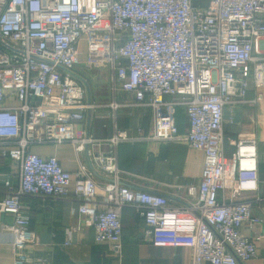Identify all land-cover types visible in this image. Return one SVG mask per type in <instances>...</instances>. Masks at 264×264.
Instances as JSON below:
<instances>
[{
    "label": "built area",
    "instance_id": "2783aa9c",
    "mask_svg": "<svg viewBox=\"0 0 264 264\" xmlns=\"http://www.w3.org/2000/svg\"><path fill=\"white\" fill-rule=\"evenodd\" d=\"M197 1L0 0V146L19 168L18 181L0 199V211L13 216L4 226L12 234L13 264H46L28 254L39 236L30 228L24 196L75 201L70 212L86 215L94 240L118 252L122 209L129 206L143 217L146 240L190 248L192 264H237L257 255L254 241L261 235L244 234L241 225L264 222L251 208L260 198L248 194L258 188V140L239 137L231 155H224L223 119L226 105L247 100L250 85V101L262 97L264 0ZM99 21L110 38L123 33L110 49L112 58L123 60L113 58L114 74L137 101L148 95V137L204 152L201 178L186 186V202L169 204L160 191L121 181L117 146L134 139L126 128L104 138L75 132L93 106L84 102L83 85L72 72L76 45ZM174 95L186 109L187 132L180 131L175 101L167 98ZM13 99L17 104L7 103ZM38 143L71 144L77 167L70 171L57 156L33 152ZM226 190L230 196L219 200L218 191ZM68 230L65 243L72 237Z\"/></svg>",
    "mask_w": 264,
    "mask_h": 264
},
{
    "label": "crops",
    "instance_id": "0c3cea01",
    "mask_svg": "<svg viewBox=\"0 0 264 264\" xmlns=\"http://www.w3.org/2000/svg\"><path fill=\"white\" fill-rule=\"evenodd\" d=\"M85 32L77 41L79 61L73 66L74 76L84 89V102L93 106L85 109L84 119L75 124V132L86 131L95 137L110 136L115 128H126L134 139L120 142L116 158L123 183L135 187L151 188L166 194L169 204L187 201L186 186L198 183L204 165L202 149L190 147L185 142L157 141L148 137L151 111L148 95L137 101L132 92L121 88L115 63L122 58L111 57L112 44L121 43L122 32H115L110 38L102 30V22ZM257 103L250 101L255 96L253 86L247 90V100L225 106L223 119V153L231 155L239 137L255 135L258 157V188L248 193L253 199V214L264 217V89ZM175 101L171 107L180 131L187 132L190 124L185 107L180 104V96H168ZM116 102L114 108L110 102ZM8 104H17L13 100ZM233 109V110H231ZM231 117V120H230ZM0 146V199L7 185L17 182L19 168L10 157L2 155ZM102 149V148H101ZM31 150L42 155H55L65 169L73 171L78 164L73 147L69 143L32 144ZM86 155L81 160L87 163ZM97 178L103 180L98 170ZM156 180V182L154 181ZM230 196V192L218 191L219 200ZM23 204L30 216V228L38 233L39 242L28 246L30 258H43L46 264H192V251L185 246H155L144 238V219L132 207L122 209V250L116 251L107 242L94 240V229L86 215L71 213L75 201L45 199L24 196ZM13 216L0 211V264H13L12 234L4 227ZM68 229L72 230L70 243ZM241 231L251 237L261 235L256 242L257 255L239 261L237 264H264V222L253 226L242 224ZM24 264H31V259ZM208 264V263H205Z\"/></svg>",
    "mask_w": 264,
    "mask_h": 264
},
{
    "label": "trees",
    "instance_id": "16d2710c",
    "mask_svg": "<svg viewBox=\"0 0 264 264\" xmlns=\"http://www.w3.org/2000/svg\"><path fill=\"white\" fill-rule=\"evenodd\" d=\"M208 0H198L197 3L200 4V5H205V3L207 2Z\"/></svg>",
    "mask_w": 264,
    "mask_h": 264
}]
</instances>
